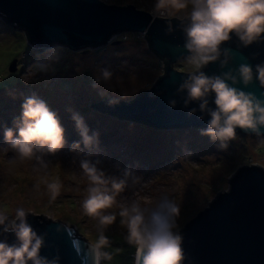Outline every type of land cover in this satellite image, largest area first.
<instances>
[{"label": "rangeland", "instance_id": "1", "mask_svg": "<svg viewBox=\"0 0 264 264\" xmlns=\"http://www.w3.org/2000/svg\"><path fill=\"white\" fill-rule=\"evenodd\" d=\"M100 1L118 6L131 4L153 15L154 0ZM180 15L182 19L184 14ZM143 35L121 32L101 47L79 50L61 45L35 47L27 44L23 31L0 15V206L52 213L65 224H72L91 244L98 234L96 220L86 216L81 207L86 188L79 167L82 159L99 160V167L110 175L131 171L135 182L130 178L118 201H156L163 195L174 200L180 208L177 230L205 209L218 191L229 189L228 178L241 165L264 168L263 137L236 133L228 147L220 149L218 142L200 134L203 127H148L97 112L90 106L108 96L131 100L163 74L162 60L149 50ZM186 57L174 62L175 69L193 70ZM101 68L109 69L112 78L94 86ZM33 95L56 114L63 135H71L64 137L65 144L58 152L38 153L50 162L49 172L62 183L61 193L52 204H48L43 185L39 191L34 188L38 180V173L33 171L35 159L20 162L4 139L8 128L13 129L14 136L18 134L14 121L21 117L25 99ZM73 112L83 118L90 136L97 134L92 148L84 147L71 118ZM74 143H79L78 149L73 150ZM125 234L117 216L105 231L111 245L104 250L113 258L101 264H133L135 249L124 240Z\"/></svg>", "mask_w": 264, "mask_h": 264}, {"label": "clouds", "instance_id": "2", "mask_svg": "<svg viewBox=\"0 0 264 264\" xmlns=\"http://www.w3.org/2000/svg\"><path fill=\"white\" fill-rule=\"evenodd\" d=\"M152 12L159 18L181 19L180 14H184L183 18L186 19L183 26L184 48L189 53L186 60L193 71L179 84L177 94L186 92L183 98L185 108L191 102H199L201 115L198 119H204L205 113L210 117L207 127L201 129L200 134L218 142L220 149L228 147V142L236 137L237 128L256 136L264 135V99H258L252 93L228 83L230 81L231 85H235L239 80L247 86L253 80L252 67L241 64L235 74L229 70L213 76L201 71L210 62L220 59V46L231 39L230 34H235L244 46L262 38L264 0H154ZM223 54L225 58L220 60L221 67L228 62L227 50ZM255 71L259 84L264 87V64L257 65ZM111 78L112 72L101 68L95 76L94 86ZM210 94H214V109L208 106ZM168 103L170 107L176 106V100H169ZM196 112L197 108H190L188 115ZM71 118L84 147L95 146L97 134H88L89 129L78 113L73 112ZM14 123L18 134L14 136L13 129L8 128L4 132V139L16 152L20 162L35 159L33 171L38 173V180L34 188L39 191L43 185L48 204H52L61 193L62 183L59 177H53L49 172L50 162H45L38 153L54 154L63 148L64 129L56 114L35 95L25 99L21 117ZM72 148L78 149L79 143H74ZM99 164V160L93 162L88 159H82L79 163L86 181L81 207L86 216L96 220L98 234L91 242L93 264L112 260V254L104 250L111 245L105 231L117 216L119 225L126 230L124 240L135 249L134 264H184L183 237L177 230L180 208L175 201L167 195L156 201H118L117 197L125 191L130 178L135 182V176L127 169L120 176L110 175ZM109 209L117 211H107ZM28 214L37 215L32 209L26 211L18 207L11 210L0 206V232H11L15 237L11 244L6 239L0 240V264H58V258L49 260L40 255L44 237L27 223ZM44 216L53 222L57 220L49 212H45Z\"/></svg>", "mask_w": 264, "mask_h": 264}, {"label": "water", "instance_id": "3", "mask_svg": "<svg viewBox=\"0 0 264 264\" xmlns=\"http://www.w3.org/2000/svg\"><path fill=\"white\" fill-rule=\"evenodd\" d=\"M0 15L5 22L23 31L35 47L95 48L111 42L121 32L144 33L149 50L165 59L163 74L136 99L123 101L108 96L98 103L91 102L90 106L96 103V109L101 112L161 129L207 127L210 117L206 113L204 119H198L199 102H191L185 108L186 92L177 94L179 84L191 73L173 68L174 62L189 54L184 48L186 19L159 18L131 4L110 5L100 0H0ZM230 36L220 46V59L201 71L208 76L222 75L229 70L235 74L241 64H247L253 69V80L247 86L239 80L235 85L228 83L264 99V87L259 84L255 71L257 65L264 64V34L247 46L235 34ZM224 50H227L228 62L221 67ZM213 98L214 94H210L208 106L214 109ZM169 100H176V106L170 107ZM190 108H197V112L189 116ZM236 133L255 135L239 128ZM228 182L227 191H218L205 209L178 230L183 237L184 264H264V168L257 164L241 165ZM26 220L44 237L41 256L49 260L58 258V264H93L91 244L72 224L58 219L53 222L42 213L28 214ZM5 239L13 243L14 234L0 232V240Z\"/></svg>", "mask_w": 264, "mask_h": 264}, {"label": "trees", "instance_id": "4", "mask_svg": "<svg viewBox=\"0 0 264 264\" xmlns=\"http://www.w3.org/2000/svg\"><path fill=\"white\" fill-rule=\"evenodd\" d=\"M25 37H26V35H25ZM147 38H148V37H147ZM26 40H27V44H30V42L28 41L27 37H26ZM148 43H149V41H148ZM158 57H159V56H158ZM159 58L162 60L163 65L165 66V59H164V58H161V57H159ZM173 64H174V63H173ZM173 68H175L174 65H173ZM192 71H193V70H192ZM192 71H191V72H192ZM183 72H185V71L183 70ZM189 73H190V72H189ZM159 77H160V76H159ZM159 77L157 78V80L159 79ZM157 80H156V81H157ZM156 81H155V82H156ZM145 91H146V90H143V91L139 92V93H138L133 99H136V98H138L139 96L143 95ZM104 99H105V98H103L102 100H104ZM133 99H132V100H133ZM102 100H101V101H102ZM99 102H100V101H99ZM97 103H98V102H97ZM95 105H96V103H94V104L92 105L93 109H94L95 111H97V112H101L100 110L96 109ZM102 113H105V112H102ZM106 114H108V113H106ZM108 115H110V114H108ZM114 117H115V116H114ZM115 118H117V117H115ZM130 121H131V120H130ZM135 122H136V121H135ZM142 124H143V123H142ZM145 125H146V124H145ZM147 126H148V127H152V126H149V125H147ZM154 128H156V127H154ZM65 136H67L68 138L71 137V135H68V134L65 135ZM65 136H64V137H65ZM67 137H66V138H67ZM130 248H131V247H130ZM127 251H128V250H127Z\"/></svg>", "mask_w": 264, "mask_h": 264}, {"label": "bare ground", "instance_id": "5", "mask_svg": "<svg viewBox=\"0 0 264 264\" xmlns=\"http://www.w3.org/2000/svg\"><path fill=\"white\" fill-rule=\"evenodd\" d=\"M134 254H135V251H134ZM134 257V256H133ZM133 264H134V259H133Z\"/></svg>", "mask_w": 264, "mask_h": 264}]
</instances>
